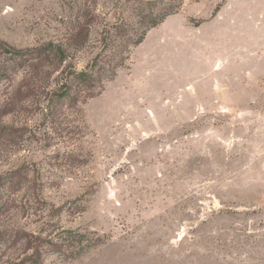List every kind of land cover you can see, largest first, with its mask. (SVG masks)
Returning <instances> with one entry per match:
<instances>
[{
	"label": "rangeland",
	"instance_id": "374dc122",
	"mask_svg": "<svg viewBox=\"0 0 264 264\" xmlns=\"http://www.w3.org/2000/svg\"><path fill=\"white\" fill-rule=\"evenodd\" d=\"M20 263L264 264V0H0Z\"/></svg>",
	"mask_w": 264,
	"mask_h": 264
},
{
	"label": "trees",
	"instance_id": "16d2710c",
	"mask_svg": "<svg viewBox=\"0 0 264 264\" xmlns=\"http://www.w3.org/2000/svg\"><path fill=\"white\" fill-rule=\"evenodd\" d=\"M57 50H58V52L61 54L62 57L65 56V55H64V49H62V47H58ZM13 52H16V53H17L18 51L14 50ZM82 73H84V72H82ZM84 80H87V77H85ZM87 81H89V80H87ZM35 239H36V240H40V238H38V237H36ZM31 244H32V241H31ZM38 253H39V250H38ZM38 253H36V251H35V252L32 254V255H33L32 258H34L35 255H38ZM20 264H23V263H20Z\"/></svg>",
	"mask_w": 264,
	"mask_h": 264
}]
</instances>
